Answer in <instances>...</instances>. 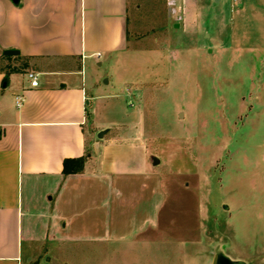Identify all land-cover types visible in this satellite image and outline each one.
I'll return each mask as SVG.
<instances>
[{
  "label": "crops",
  "instance_id": "obj_1",
  "mask_svg": "<svg viewBox=\"0 0 264 264\" xmlns=\"http://www.w3.org/2000/svg\"><path fill=\"white\" fill-rule=\"evenodd\" d=\"M174 1V17L183 14L182 24L197 28L213 2ZM235 1L231 49L264 58V0ZM225 20L224 13L213 20V55L223 47L219 28L228 26ZM129 47L130 0H0V264H23L25 243L134 245L149 243L140 237L159 228L167 189L149 144L110 135L95 141L94 154L89 151L91 139L116 121L100 120L110 97L86 71L109 65ZM30 71L38 75L37 86ZM19 95L25 96L20 107ZM80 157H86L84 169L65 174L64 161ZM262 176L253 183L264 188ZM249 231L244 221L225 222L224 253L264 264V228L260 245ZM216 246L205 248L209 264Z\"/></svg>",
  "mask_w": 264,
  "mask_h": 264
},
{
  "label": "rangeland",
  "instance_id": "obj_2",
  "mask_svg": "<svg viewBox=\"0 0 264 264\" xmlns=\"http://www.w3.org/2000/svg\"><path fill=\"white\" fill-rule=\"evenodd\" d=\"M174 2L130 0L129 51L86 71L110 97L100 120L116 121L89 151L110 135L149 144L167 189L159 228L134 245L25 243L23 264H209L205 248L220 243L228 221L246 222L261 244L264 188L253 182L264 172V58L231 49L235 0L209 1L199 28L174 17ZM222 13L228 26L219 28L223 47L213 55V20ZM238 201L237 210L225 208Z\"/></svg>",
  "mask_w": 264,
  "mask_h": 264
},
{
  "label": "water",
  "instance_id": "obj_3",
  "mask_svg": "<svg viewBox=\"0 0 264 264\" xmlns=\"http://www.w3.org/2000/svg\"><path fill=\"white\" fill-rule=\"evenodd\" d=\"M15 3H18L19 0H13ZM6 54H17L18 52L15 50H7L5 52ZM107 132V130H102L98 134V138H103L104 134ZM153 163L158 164L159 158L154 156ZM225 208L228 209V206L225 205ZM213 264H248L244 259H236L232 258L228 254L224 253L223 247L221 243H218L215 249V256L213 258Z\"/></svg>",
  "mask_w": 264,
  "mask_h": 264
},
{
  "label": "trees",
  "instance_id": "obj_4",
  "mask_svg": "<svg viewBox=\"0 0 264 264\" xmlns=\"http://www.w3.org/2000/svg\"><path fill=\"white\" fill-rule=\"evenodd\" d=\"M86 157L69 158L64 161V173H76L84 169Z\"/></svg>",
  "mask_w": 264,
  "mask_h": 264
},
{
  "label": "built area",
  "instance_id": "obj_5",
  "mask_svg": "<svg viewBox=\"0 0 264 264\" xmlns=\"http://www.w3.org/2000/svg\"><path fill=\"white\" fill-rule=\"evenodd\" d=\"M28 77L31 80V84L33 86H37L39 84L38 75L35 72L30 71L28 73ZM24 101H25V96L24 95H19V96L16 97V104H17L18 107L22 106Z\"/></svg>",
  "mask_w": 264,
  "mask_h": 264
}]
</instances>
